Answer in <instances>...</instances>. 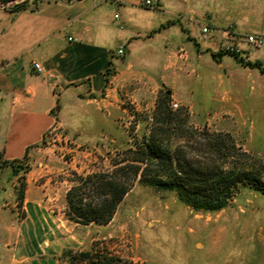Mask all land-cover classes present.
<instances>
[{
  "label": "rangeland",
  "instance_id": "rangeland-1",
  "mask_svg": "<svg viewBox=\"0 0 264 264\" xmlns=\"http://www.w3.org/2000/svg\"><path fill=\"white\" fill-rule=\"evenodd\" d=\"M60 1L71 0L0 1V8L37 10ZM183 44L167 55L165 77L140 76L121 58L125 66L111 78L104 105L86 119L77 111L63 113L72 128L61 125L49 144L57 150L45 158L47 167L27 160L29 170L21 169L18 176L11 167L3 168L9 179L0 214V264H59L65 248L87 250L97 241L136 264H264V194L256 189H242L222 211L199 212L180 203L174 192L138 183L108 225L67 220L74 174L111 169L117 151L151 121L162 92L172 95L174 111L188 110L189 126L233 140L264 178V79L235 58L223 63L222 46L206 55L197 45L189 51ZM23 179L26 196L20 208Z\"/></svg>",
  "mask_w": 264,
  "mask_h": 264
},
{
  "label": "crops",
  "instance_id": "crops-1",
  "mask_svg": "<svg viewBox=\"0 0 264 264\" xmlns=\"http://www.w3.org/2000/svg\"><path fill=\"white\" fill-rule=\"evenodd\" d=\"M142 2L71 0L47 3L37 10L0 8L3 161L26 158L31 166L47 167L45 158H52L57 150V145L44 142L48 130L58 122L70 131L63 117L67 110L86 119L104 105L103 94L111 78L122 73L124 56L127 70L165 77L170 67L167 55L182 42L184 49L197 45L206 55L233 43L241 49L242 59L264 67V46L257 49L245 40L248 35L264 37V0H158L155 9ZM205 28L210 29L208 35H203ZM229 29L234 36H225ZM121 46L125 52L119 56ZM223 54L219 57L223 63L234 61ZM35 64L40 65V73ZM249 69L264 79L257 68ZM8 179L1 169L0 214Z\"/></svg>",
  "mask_w": 264,
  "mask_h": 264
},
{
  "label": "trees",
  "instance_id": "trees-1",
  "mask_svg": "<svg viewBox=\"0 0 264 264\" xmlns=\"http://www.w3.org/2000/svg\"><path fill=\"white\" fill-rule=\"evenodd\" d=\"M26 9L22 5L10 10ZM227 55L243 67L257 68L264 75V67L259 62L245 61L236 54ZM171 105L172 95L162 92L149 117L151 121L141 135L117 151L111 169L88 176L74 174L76 178L66 197L68 221L85 226L108 225L138 183L174 192L180 203L199 212L226 209L245 188L264 194L263 175L246 152L240 153L230 138L189 126L188 110L174 111ZM1 157L0 170L11 167L18 176L25 168L26 158L11 162ZM26 186L23 179L17 195L20 208ZM58 260L59 264H136L123 259L101 241L87 250L65 248Z\"/></svg>",
  "mask_w": 264,
  "mask_h": 264
},
{
  "label": "built area",
  "instance_id": "built-area-1",
  "mask_svg": "<svg viewBox=\"0 0 264 264\" xmlns=\"http://www.w3.org/2000/svg\"><path fill=\"white\" fill-rule=\"evenodd\" d=\"M157 1L158 0H143L142 5L144 7L149 8V9H155L157 7L156 6ZM116 18H118V16H116ZM202 32H203V35H208L210 33V29L205 28L202 30ZM224 34L227 37L234 36L233 35L234 33H232L231 29L224 31ZM245 40L250 46L257 48V49H259V48L261 49L264 46V37H262L260 35H248L245 37ZM221 51L223 53H227V54H236L239 56L241 55V49L233 43L223 45ZM124 52H125L124 46H121L117 50V55L122 56V55H124ZM34 68L39 73L42 71L39 64H35ZM172 106L177 107L176 104H174ZM60 129H61L60 124L58 122H56L54 124V126L51 129H49L48 132L46 133L44 142L47 144L54 143L55 140H57L58 131Z\"/></svg>",
  "mask_w": 264,
  "mask_h": 264
}]
</instances>
